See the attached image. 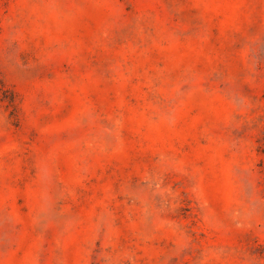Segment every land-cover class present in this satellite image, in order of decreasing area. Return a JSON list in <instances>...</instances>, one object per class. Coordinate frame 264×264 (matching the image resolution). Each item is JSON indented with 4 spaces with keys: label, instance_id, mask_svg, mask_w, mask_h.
<instances>
[{
    "label": "rangeland",
    "instance_id": "374dc122",
    "mask_svg": "<svg viewBox=\"0 0 264 264\" xmlns=\"http://www.w3.org/2000/svg\"><path fill=\"white\" fill-rule=\"evenodd\" d=\"M0 264H264V0H0Z\"/></svg>",
    "mask_w": 264,
    "mask_h": 264
}]
</instances>
